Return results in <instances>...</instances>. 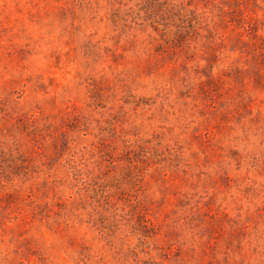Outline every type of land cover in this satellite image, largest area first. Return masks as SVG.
<instances>
[{"label":"rangeland","instance_id":"obj_1","mask_svg":"<svg viewBox=\"0 0 264 264\" xmlns=\"http://www.w3.org/2000/svg\"><path fill=\"white\" fill-rule=\"evenodd\" d=\"M0 264H264V0H0Z\"/></svg>","mask_w":264,"mask_h":264}]
</instances>
